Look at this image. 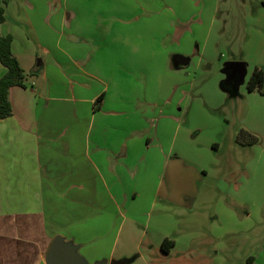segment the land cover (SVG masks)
Listing matches in <instances>:
<instances>
[{
	"label": "crops",
	"instance_id": "obj_1",
	"mask_svg": "<svg viewBox=\"0 0 264 264\" xmlns=\"http://www.w3.org/2000/svg\"><path fill=\"white\" fill-rule=\"evenodd\" d=\"M169 23L173 25V21ZM184 23L181 19L178 22L179 26ZM179 26V33L163 38L177 43L169 61H92L93 54L85 47L71 54L82 42L69 34L68 40L61 36L54 45L38 44L37 51L29 45V58L34 60L22 61L21 56L27 54H21L15 36L9 34L12 54L26 79L24 88L9 90L12 116L0 122V264H49L46 257L55 240L79 256L83 264L133 263L136 258H126L125 249L118 254L117 246L124 221H140L138 215L124 219L138 197L136 187L125 189L126 176L136 177L129 169L135 158L132 163L138 166L146 165L149 156L158 159L160 171L152 179L157 184L151 183L147 195L149 211L165 206V201L182 207V198L190 191L170 193L171 185L161 188L158 184L163 182L164 173L171 177L170 166L186 154L201 157L197 144L188 138L191 127L183 111L195 82L190 79L188 91L184 89L185 79L190 78L185 70L193 62L200 65L201 60L191 59L187 28ZM62 42L68 45L63 47ZM25 43L29 44L26 37ZM121 45H117V52L119 47L126 49ZM159 46L166 48L163 43ZM176 57L187 61H177L175 66ZM231 62L242 59L222 64L219 88L233 98L245 84L247 70L241 84L229 80L227 67ZM5 72L0 64V78ZM123 81L129 83L125 85L130 87L128 92L123 91ZM246 95L264 96L256 91ZM132 113L140 115L131 118ZM150 131L153 138L145 141L144 135ZM208 145L217 149L215 142ZM256 145L238 146L253 149ZM254 158L264 160L262 155ZM200 169L206 173V168ZM230 189L234 200L247 205L245 209L251 204L264 207V197H257L259 191L247 186ZM164 239L174 243L168 253L160 249L170 255L176 240Z\"/></svg>",
	"mask_w": 264,
	"mask_h": 264
},
{
	"label": "rangeland",
	"instance_id": "obj_2",
	"mask_svg": "<svg viewBox=\"0 0 264 264\" xmlns=\"http://www.w3.org/2000/svg\"><path fill=\"white\" fill-rule=\"evenodd\" d=\"M5 18L0 32L15 36L16 48L28 56H21L22 61L34 60L29 58L30 46L37 51L38 44L54 45L61 36L68 40L66 34L82 42L71 54L85 47L93 54L92 61H169L177 43L163 38L178 31L180 19L186 22L191 59L200 57L201 63L193 62L185 70L190 78L184 89L188 91L190 79L195 82L183 111L191 127L188 138L197 144L201 157L198 161L186 154L170 166L171 177L164 173L158 184L171 185L170 193L191 194L183 196L181 208L165 201V206L149 211L147 195L151 183L157 184L152 179L160 171L158 159L149 156V162L139 166L132 159L129 169L136 177L126 176L125 189L136 187L138 197L124 219L138 215L140 221H124L117 253L125 249L126 258H136L131 264H247L249 257L253 264H264V207L251 204L245 209L247 205L234 200L229 190L247 186L259 191L258 198L264 197V160L254 158L264 156V96L246 95L253 69H264V0H8ZM121 42L126 49L119 47L117 52ZM162 43L165 49L159 46ZM233 59H242L247 76L239 94L231 98L219 83L222 64ZM122 84L128 92L129 83ZM241 129L255 134L260 144L253 149L238 146L235 138ZM144 136L145 141L153 138L152 131ZM210 142L217 144L216 150ZM164 237L176 240L170 255L160 251Z\"/></svg>",
	"mask_w": 264,
	"mask_h": 264
},
{
	"label": "trees",
	"instance_id": "obj_3",
	"mask_svg": "<svg viewBox=\"0 0 264 264\" xmlns=\"http://www.w3.org/2000/svg\"><path fill=\"white\" fill-rule=\"evenodd\" d=\"M8 5V0H0V26L5 22V9ZM13 38L11 35L0 34V64L6 69L4 75L0 78V122L12 116L11 103L9 101V90L13 87L24 88V81L26 75L19 65L17 59L13 56L11 51V44ZM247 91L258 92L264 95V69L255 67L247 82ZM101 95L96 104L99 105L102 101ZM235 142L240 146H254L259 143V138L244 129H241ZM173 241L164 239L161 243L160 249L163 253H168L173 247ZM247 264H253V258L247 259Z\"/></svg>",
	"mask_w": 264,
	"mask_h": 264
},
{
	"label": "water",
	"instance_id": "obj_4",
	"mask_svg": "<svg viewBox=\"0 0 264 264\" xmlns=\"http://www.w3.org/2000/svg\"><path fill=\"white\" fill-rule=\"evenodd\" d=\"M174 64L177 66V61L184 63L186 58L176 57ZM227 70L230 71L229 80H238L242 82L245 77V66L242 62H231ZM46 261L49 264H83L80 257L71 252L68 247L62 246L59 240H55L48 251ZM110 264H129L127 260L111 261Z\"/></svg>",
	"mask_w": 264,
	"mask_h": 264
}]
</instances>
